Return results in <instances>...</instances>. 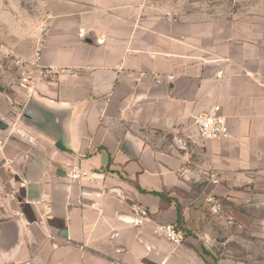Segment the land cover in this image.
Segmentation results:
<instances>
[{
	"label": "crops",
	"instance_id": "1",
	"mask_svg": "<svg viewBox=\"0 0 264 264\" xmlns=\"http://www.w3.org/2000/svg\"><path fill=\"white\" fill-rule=\"evenodd\" d=\"M12 14L44 74L4 104L0 264H264V0H0ZM216 104L229 136L201 140ZM208 195L234 208L227 243Z\"/></svg>",
	"mask_w": 264,
	"mask_h": 264
},
{
	"label": "built area",
	"instance_id": "2",
	"mask_svg": "<svg viewBox=\"0 0 264 264\" xmlns=\"http://www.w3.org/2000/svg\"><path fill=\"white\" fill-rule=\"evenodd\" d=\"M47 31V27H42V33ZM39 40L38 43H41ZM40 47H37L33 55L29 59L17 60L20 68L19 84L25 87H31L36 80L35 76L41 77L44 74L43 68L39 65ZM193 122L197 128V135L201 140H214L227 138L229 130L226 123V118L221 112L219 105H213L207 110L193 116ZM1 143V141H0ZM81 167L79 164H72L71 170L68 173L70 180H78L81 175ZM208 213L212 220L218 225L220 230L226 234L224 242L229 241V234L240 227L235 214L227 210L221 200L214 195H208L205 199ZM149 220V213L146 209L140 208L137 210V216L130 220L134 226H139ZM154 233L157 236L165 237L174 244H180L182 241L181 235L174 224L158 223L154 227Z\"/></svg>",
	"mask_w": 264,
	"mask_h": 264
},
{
	"label": "rangeland",
	"instance_id": "3",
	"mask_svg": "<svg viewBox=\"0 0 264 264\" xmlns=\"http://www.w3.org/2000/svg\"><path fill=\"white\" fill-rule=\"evenodd\" d=\"M16 20L18 23H21L22 17L12 14L0 18V122H5L3 119L4 104L7 103V105H10V103H15L13 101L15 100L13 90L19 85L20 81L19 66L17 64L19 57L15 54L12 43L17 39L20 30V27L17 29L18 25ZM13 114L14 112L12 110L7 112L9 117H12ZM225 208L232 212L234 210V208L230 207ZM260 210L261 214L264 215V208H260Z\"/></svg>",
	"mask_w": 264,
	"mask_h": 264
},
{
	"label": "water",
	"instance_id": "4",
	"mask_svg": "<svg viewBox=\"0 0 264 264\" xmlns=\"http://www.w3.org/2000/svg\"><path fill=\"white\" fill-rule=\"evenodd\" d=\"M0 126H3L2 122H0Z\"/></svg>",
	"mask_w": 264,
	"mask_h": 264
},
{
	"label": "trees",
	"instance_id": "5",
	"mask_svg": "<svg viewBox=\"0 0 264 264\" xmlns=\"http://www.w3.org/2000/svg\"><path fill=\"white\" fill-rule=\"evenodd\" d=\"M178 218H180V212H179Z\"/></svg>",
	"mask_w": 264,
	"mask_h": 264
}]
</instances>
